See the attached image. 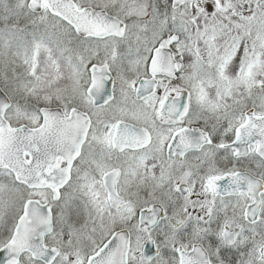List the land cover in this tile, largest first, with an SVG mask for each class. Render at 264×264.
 <instances>
[{"label":"snow or ice","instance_id":"1","mask_svg":"<svg viewBox=\"0 0 264 264\" xmlns=\"http://www.w3.org/2000/svg\"><path fill=\"white\" fill-rule=\"evenodd\" d=\"M0 264H264V0H0Z\"/></svg>","mask_w":264,"mask_h":264}]
</instances>
